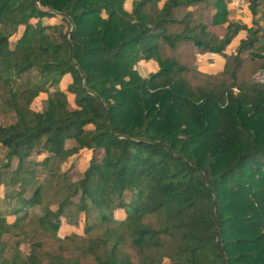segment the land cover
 Returning a JSON list of instances; mask_svg holds the SVG:
<instances>
[{
  "label": "trees",
  "instance_id": "16d2710c",
  "mask_svg": "<svg viewBox=\"0 0 264 264\" xmlns=\"http://www.w3.org/2000/svg\"><path fill=\"white\" fill-rule=\"evenodd\" d=\"M125 1L0 0V264H264L258 28L229 0ZM240 31L220 71L197 69ZM80 220L83 235H57Z\"/></svg>",
  "mask_w": 264,
  "mask_h": 264
},
{
  "label": "rangeland",
  "instance_id": "374dc122",
  "mask_svg": "<svg viewBox=\"0 0 264 264\" xmlns=\"http://www.w3.org/2000/svg\"><path fill=\"white\" fill-rule=\"evenodd\" d=\"M124 6L126 9L130 8V3L129 0H126V2L124 3ZM264 12V11H263ZM259 17L257 19H255V24H258L257 22L259 21ZM262 26H258L257 28V34L256 36H258V41L264 44V14H263V18H262ZM43 22H49V23H53L55 22L56 24H58V26L60 27V31H63L64 26H63V22L60 21L57 17H53L50 19H43ZM51 34V32H48ZM241 37L243 36V38L246 37V34H242L240 35ZM237 40L236 39L234 41V43H230L224 50L223 52L219 53L218 55H211V54H204L201 56H196V67L200 72H204V73H209V74H214L218 71H220L223 68V64H224V58L226 55L232 54L234 53L236 46H237ZM13 42V37L10 38V43ZM157 69V65L155 63L154 60H148V61H139L136 64V70L138 72V74L142 77L147 76L150 72H153ZM61 86H63V83H61ZM233 92H237V89L235 87L232 88ZM45 98H46V94L45 93H39L31 102V107L33 110L36 111H41L43 109L44 106V102H45ZM69 98V102L71 104V95H68ZM5 116L3 117L0 114V120H4L5 121ZM7 121V120H6ZM72 140H67L66 141V145H70L72 144ZM89 157V152L87 151H83L80 150L77 154H74L72 156H70L67 160H65L62 164H61V168L62 170L66 171L67 175L70 176L71 180H75L78 179L80 177V173L82 171V169L85 167L87 160ZM2 186L0 185V210H1V215L7 217V219L10 221L12 219V216L7 214V206L5 205L4 201L1 199L2 196ZM32 210V209H31ZM116 218H122L124 216V213L122 210L118 209V211H116L114 213ZM82 222L80 220V223L78 226H68L67 224L61 222L58 231H57V235L60 238H63L65 236H70L72 234H78V235H83L82 232ZM3 241L6 244L11 243V237L8 234H4L3 235ZM28 241L23 239L19 245H18V250L20 251V253L22 255H25L28 253ZM162 264H168L169 260L165 257L162 258L161 260Z\"/></svg>",
  "mask_w": 264,
  "mask_h": 264
},
{
  "label": "crops",
  "instance_id": "0c3cea01",
  "mask_svg": "<svg viewBox=\"0 0 264 264\" xmlns=\"http://www.w3.org/2000/svg\"><path fill=\"white\" fill-rule=\"evenodd\" d=\"M126 2V1H125ZM131 2V0H129V3ZM125 7V6H124ZM229 8V7H228ZM264 0H261L257 9H256V13L255 14H251L249 12V10L247 9V2L245 3V5L243 6L242 10L240 13H236L234 10H229L228 12V18L230 20H233V21H237V22H240V23H243L245 24L246 26H251L253 25L255 28H257L258 26H262V18H263V14H264ZM259 17V21L257 22L258 24H255V19H257ZM242 34H245L243 31H240L232 40H231V44L234 43V41L236 39H241L243 38V36L241 37L240 35ZM238 41V40H237ZM229 43V44H230ZM238 44V42H237ZM228 46V45H227ZM226 46V47H227ZM225 47V48H226ZM205 54H211V55H218L217 53H205ZM201 55H204V54H201ZM201 55H198V56H201ZM118 211L115 210L114 213ZM69 226V225H68Z\"/></svg>",
  "mask_w": 264,
  "mask_h": 264
},
{
  "label": "built area",
  "instance_id": "2783aa9c",
  "mask_svg": "<svg viewBox=\"0 0 264 264\" xmlns=\"http://www.w3.org/2000/svg\"><path fill=\"white\" fill-rule=\"evenodd\" d=\"M245 3L246 0H229L228 7L230 10H234L236 13H240ZM252 79L256 83L264 84V66L257 69L252 74Z\"/></svg>",
  "mask_w": 264,
  "mask_h": 264
}]
</instances>
